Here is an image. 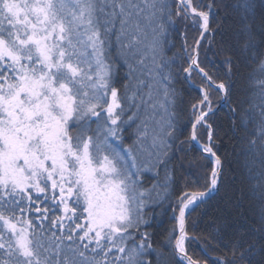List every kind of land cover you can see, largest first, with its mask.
<instances>
[{"label": "snow or ice", "instance_id": "snow-or-ice-1", "mask_svg": "<svg viewBox=\"0 0 264 264\" xmlns=\"http://www.w3.org/2000/svg\"><path fill=\"white\" fill-rule=\"evenodd\" d=\"M177 20L199 32L179 71L163 54ZM217 35L210 73L201 45ZM193 72L195 96L177 87ZM190 146L203 172L179 185ZM197 210L231 241L213 264H264V0H0V264H202Z\"/></svg>", "mask_w": 264, "mask_h": 264}, {"label": "trees", "instance_id": "trees-1", "mask_svg": "<svg viewBox=\"0 0 264 264\" xmlns=\"http://www.w3.org/2000/svg\"><path fill=\"white\" fill-rule=\"evenodd\" d=\"M195 3H200V0H194ZM231 0H223V3H230ZM204 3H207V0H204ZM221 21L224 20V12L223 6H221ZM199 32L196 26L191 22H184L177 20L175 25V30L170 32L169 35V42L164 47L163 54L166 55L169 59L175 58L178 63L173 65L174 70L179 71L180 67H187L185 51L183 47V43L185 38L187 39V44H193L195 38H197ZM221 36L217 35L215 37V43L211 46H205L204 44L201 46L200 52V60L202 61V65L208 70L210 73H217V69L221 68L220 62L224 59L225 53L222 51L223 44L221 43ZM189 53L191 52V47H188ZM112 60L116 63V66L119 69L118 72V79L124 83L127 81L124 80L126 69L120 65L119 61L116 60L117 53L112 52L110 53ZM209 61L215 62V67L209 64ZM208 65H205V63ZM220 75L223 74V70L221 69ZM247 74V69H245V75ZM193 79L192 82L196 85H200V77L193 72ZM177 87L183 88L186 90L185 94L187 95L190 93L192 96L198 94L197 88L191 85V83L185 82L183 79V75L180 77V83H178ZM236 87L238 90L244 87V79H241L237 82ZM229 113L227 107H225L220 112L221 117V125L223 131L221 133L222 140L219 143V152L226 156L228 161L229 169L235 168V162L238 159L239 153V146L238 141L233 135V133L229 129ZM126 143H131V140H127ZM199 155L198 148L192 149L191 146L186 149L185 152L179 154V159L174 162V167L176 168V178L179 185H182L185 180L194 179L191 175L193 172L196 175H200L203 172V169H193L190 167L189 162ZM183 178V179H181ZM153 183L156 181L148 175L145 182V187H151ZM158 220L157 226L154 231L158 233L164 232L165 229L170 227L171 225V213L167 215L163 214L160 209H157ZM195 224V228H192V224ZM212 221L210 217H203L201 215V210H197L192 214V221L189 224V228L199 237L198 242H194L191 245V253L201 259L202 264L203 261L207 260L208 264H213L214 259L224 258L225 256L229 255L228 247L226 245H230L231 241L229 238L225 237L223 240L217 239L213 240L211 237L212 229L210 227ZM163 237H158L162 239Z\"/></svg>", "mask_w": 264, "mask_h": 264}, {"label": "bare ground", "instance_id": "bare-ground-1", "mask_svg": "<svg viewBox=\"0 0 264 264\" xmlns=\"http://www.w3.org/2000/svg\"><path fill=\"white\" fill-rule=\"evenodd\" d=\"M192 45V44H191ZM191 45H188V47H191ZM202 45H203V42H202ZM201 45V46H202ZM195 73V72H194ZM191 85L194 86V87H198V85H196L195 83L191 82Z\"/></svg>", "mask_w": 264, "mask_h": 264}, {"label": "rangeland", "instance_id": "rangeland-1", "mask_svg": "<svg viewBox=\"0 0 264 264\" xmlns=\"http://www.w3.org/2000/svg\"><path fill=\"white\" fill-rule=\"evenodd\" d=\"M205 65H208V63L206 62Z\"/></svg>", "mask_w": 264, "mask_h": 264}]
</instances>
